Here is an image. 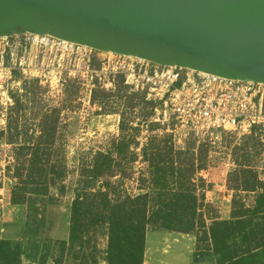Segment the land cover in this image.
<instances>
[{
  "label": "trees",
  "instance_id": "trees-1",
  "mask_svg": "<svg viewBox=\"0 0 264 264\" xmlns=\"http://www.w3.org/2000/svg\"><path fill=\"white\" fill-rule=\"evenodd\" d=\"M12 73L15 78L19 75ZM29 84L24 86V94H11L13 104L7 125L0 130V143L6 142L13 149V162L4 175L15 182L10 194L16 205L24 204L32 195H47L52 187L64 190L61 184L68 174L59 143L64 106L43 101L46 91L39 80ZM95 85L91 104L101 109L100 114L121 116L120 136L107 151L91 152L89 159L80 163L82 182L73 200L71 241H81L85 233L96 231L107 238L103 262L144 264L150 229L196 234L197 258L209 255L216 264H264V181L249 162L250 151L258 140H248L243 154L236 159L241 170L236 172V195L229 220L206 218V198L198 194L199 188L204 191L208 187L206 180L197 176L206 169L204 160L211 148L207 143L179 149L170 134L150 136L141 149L142 163L146 164L138 178L142 193L131 195L111 182L117 171L122 179L129 176L133 168L128 173L123 163H134L139 158L133 147L138 145L140 124L135 127L126 114L139 109L143 122L154 131L151 118L157 104L147 101L145 94L131 91L122 74L115 75L113 92ZM66 92L69 100L77 95V91ZM120 107L124 111L115 112ZM28 110L32 118H26L31 115ZM242 193L253 195L252 204H247ZM0 264H21V252L8 241H0Z\"/></svg>",
  "mask_w": 264,
  "mask_h": 264
},
{
  "label": "rangeland",
  "instance_id": "rangeland-1",
  "mask_svg": "<svg viewBox=\"0 0 264 264\" xmlns=\"http://www.w3.org/2000/svg\"><path fill=\"white\" fill-rule=\"evenodd\" d=\"M93 56V53H92ZM105 56L91 59L89 62L83 56L71 55L64 50L51 47H28L18 53L16 69L19 73L12 76L0 88V130L7 125V116L13 104L11 94H24V86L29 87L31 80H39L40 86L46 92L42 94L47 104L63 107L62 125L59 143L63 146L67 161L68 174L61 187H52L47 195H32L24 204H13L10 191L15 182L5 177L7 166L13 162V149L6 142L0 143V241H8L21 252V264H106L103 262L104 250L107 248V238L96 231L87 232L81 241L70 239L71 213L73 200L81 190L80 163L89 159V153L107 151L113 140L119 139V114H100L97 106L91 104V94L94 84H103L113 79L109 73H101ZM100 58V59H99ZM96 60V62H95ZM20 61L27 69L38 70L41 79L25 78L19 69ZM8 66L12 62L8 61ZM106 77V78H105ZM111 89V90H110ZM107 92H113L110 88ZM67 91H77V95L68 99ZM142 94V93H141ZM157 104L151 122L156 126L150 131L149 123L140 116L139 109L127 112L126 116L134 120V126L141 130L138 135V145L133 147L139 154L134 163H123L131 174L122 179L119 171L111 179L114 186H120L122 191L131 195H139L138 178L146 169L142 163L141 149L150 136H173L179 149H187L190 144H210L208 158L204 160L205 168L197 176L206 180L208 186L204 191L199 188L198 194L206 198L203 208L206 218L229 220L231 203L237 187L236 172L241 170L236 159L244 152L248 140L258 141L253 145L249 157L252 169L264 181V129L254 128L249 135L215 132L213 134H196L181 128L170 114L164 115L166 107L161 102ZM120 107L115 112H123ZM26 118H32L28 110ZM252 146V144H250ZM242 149V150H241ZM101 183H99L100 185ZM210 186V187H209ZM62 189V190H61ZM247 204H252L253 195L241 194ZM211 222L207 220V223ZM154 233L146 243L144 264H216L209 255L197 258L196 234L177 235L167 231L149 230ZM90 240V243H88ZM194 242V243H193ZM195 244V246H194Z\"/></svg>",
  "mask_w": 264,
  "mask_h": 264
},
{
  "label": "water",
  "instance_id": "water-1",
  "mask_svg": "<svg viewBox=\"0 0 264 264\" xmlns=\"http://www.w3.org/2000/svg\"><path fill=\"white\" fill-rule=\"evenodd\" d=\"M25 35L264 84V0H0V39Z\"/></svg>",
  "mask_w": 264,
  "mask_h": 264
},
{
  "label": "built area",
  "instance_id": "built-area-1",
  "mask_svg": "<svg viewBox=\"0 0 264 264\" xmlns=\"http://www.w3.org/2000/svg\"><path fill=\"white\" fill-rule=\"evenodd\" d=\"M33 46L64 50L71 55L83 56L89 62L105 56L100 60L101 73H109L113 79L98 84L102 89H113L115 75L122 74L131 91L145 94L147 101L163 103L166 107L165 116L170 112L181 128L197 135L215 132L249 135L254 128L264 129V84L225 79L183 68L162 67L130 57L102 54L51 37L25 35L0 39L1 89L10 80L12 70L17 67L18 53ZM8 61L14 65L8 66ZM23 65L20 61L19 69L26 79H41L38 70L27 69Z\"/></svg>",
  "mask_w": 264,
  "mask_h": 264
},
{
  "label": "crops",
  "instance_id": "crops-1",
  "mask_svg": "<svg viewBox=\"0 0 264 264\" xmlns=\"http://www.w3.org/2000/svg\"><path fill=\"white\" fill-rule=\"evenodd\" d=\"M219 218H220V217H219ZM221 219H223V218L221 217ZM153 234H154V233H151V234H148V233H147V240H146V243H147V251H148V243H149V242H148V239H149V237H150L151 235H153ZM174 234H177L178 236H179V235H183V234H178V233H174ZM154 237H157L156 234H154ZM193 243H194V242H193ZM194 246H195V244H194ZM147 251H146V254H147Z\"/></svg>",
  "mask_w": 264,
  "mask_h": 264
}]
</instances>
